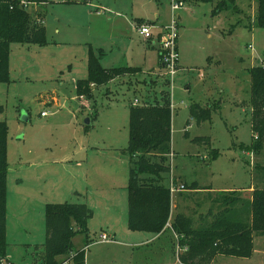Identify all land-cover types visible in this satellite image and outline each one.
I'll use <instances>...</instances> for the list:
<instances>
[{"label": "rangeland", "instance_id": "1", "mask_svg": "<svg viewBox=\"0 0 264 264\" xmlns=\"http://www.w3.org/2000/svg\"><path fill=\"white\" fill-rule=\"evenodd\" d=\"M75 1L50 5L47 21L60 18L62 22L59 29L49 30L47 45H11L10 83H0V121L7 126L11 264L41 263L45 206L64 203L86 204L93 212L88 233L78 234L72 241L74 251H84L85 264H178L181 252L170 228L159 239H151L150 233L135 242L125 238L129 232L122 189L128 184L129 107L135 98L141 103L147 94L158 100L162 91L168 93L174 109L171 153L166 162L169 173L163 175L166 186L173 179L178 185L197 184L214 192H228L226 195L235 192L247 204L253 189L264 187V152L250 151L253 141L248 108L249 70L264 62V29L254 24L256 0H234L219 13L214 11L222 0H186L175 13L182 20L177 22L178 69L172 80L163 70H157L150 80L137 78V84L134 78H130L132 85L122 82L130 81L127 78L120 79L96 90L91 87L90 100L77 97L75 92L81 79L83 44L90 41L95 49L106 48L103 66L120 67L121 56L116 49L108 52L106 40L109 35L122 37V27H128L122 24V14L125 19L132 14L150 21L158 16L166 28L171 23V0ZM97 4L120 16L113 29L104 13L88 12ZM38 8L32 5L28 11L37 12ZM86 17L93 25L88 36ZM41 21L36 17L37 24L42 25ZM144 25L154 24L138 26ZM56 30H60L59 35ZM58 42L63 44L55 46ZM119 43L121 48L122 40ZM142 78L147 85L140 82ZM167 78L168 86H164ZM150 82L154 85L149 86ZM193 105L205 110L210 107V119L199 124L191 119ZM42 112L46 116H41ZM76 162L82 166L76 167ZM170 194L171 202L173 198L179 203L176 212L171 207L172 216L209 220L223 207L216 205L221 200L218 193L186 189ZM11 219L20 225L15 226ZM101 234L113 240L103 243L99 241ZM260 239L264 241V237ZM127 243L130 245L123 246ZM240 261L224 257L214 264H242ZM61 264L72 262L69 259Z\"/></svg>", "mask_w": 264, "mask_h": 264}, {"label": "trees", "instance_id": "2", "mask_svg": "<svg viewBox=\"0 0 264 264\" xmlns=\"http://www.w3.org/2000/svg\"><path fill=\"white\" fill-rule=\"evenodd\" d=\"M183 1L186 3V0ZM200 1L209 3L213 0ZM233 1L222 0L214 13L221 12L227 3ZM22 2L26 3V7L21 5ZM47 3L48 0H0V83H10L11 45L42 47L48 44L45 27L36 22L40 14L34 10L28 11L29 6L40 7ZM254 18L255 26L264 29V0H256ZM102 56V53L89 49L87 77L76 82L77 97L90 100L96 89L125 78H134L137 84V78L143 76L140 69L132 67L104 69L100 65ZM248 75V108L253 141L250 151L259 154L264 152V69L253 67ZM145 80L142 78L140 82L146 84L148 81ZM168 81L167 78L163 85L168 86ZM122 82L132 85L131 80ZM150 85L154 83L150 82ZM159 95L161 99L157 100L154 99L156 96L150 99L147 94L141 103L135 98L139 105H133V100L129 107L127 229L156 235L166 227L170 228L181 249H178L181 252L178 255L180 264H214L217 257L250 259L254 238L264 237V187L253 189L247 204H243L235 192H231V195L220 193L221 200L216 205L223 207L209 220L200 217L197 221L181 214L172 216L171 194L163 179V175L169 173L166 162L171 153V109L168 93L162 91ZM211 112L210 107L205 110L193 105L189 109V116L199 124L209 120ZM6 139L7 126L0 121V264H11L7 259L6 238ZM187 185H183L185 190H211L200 188L197 184ZM239 203L242 205L234 208ZM44 215V255L40 264H61L69 259L72 264H85L84 251H74L72 241L78 234L88 233L92 210L86 204H49L45 206ZM60 258L65 259L60 262Z\"/></svg>", "mask_w": 264, "mask_h": 264}, {"label": "crops", "instance_id": "3", "mask_svg": "<svg viewBox=\"0 0 264 264\" xmlns=\"http://www.w3.org/2000/svg\"><path fill=\"white\" fill-rule=\"evenodd\" d=\"M91 2V0H89ZM88 1V2H89ZM80 2H83L86 4L85 0H81ZM57 3L63 4V5H68V4H76L77 1L73 0V2H69L68 0H60V1H54V0H49V2L47 4H44L42 6H40L38 9L39 11H37V13L40 14V18H41V22L43 24V26L45 27L46 30V36L48 38L49 34H50V29L55 30V29H59V26L61 24V20L60 18H54L53 20H51L49 22V19L47 21V13H48V9L50 7V5H55ZM92 7V6H90ZM99 9V10H98ZM109 9L107 7H103L100 4H97L95 6H93V10H89L88 12H97L102 14L104 13V18H107L106 23H113L112 25H109L110 28H114L115 25L117 23L120 22L121 19H119V15L117 12H106ZM71 14V13H69ZM67 16V18H69V15ZM131 15L132 18H128L125 19L124 17H126L124 14H122V24L126 23L128 25V27H122V37L119 36V38H115L113 35H109V37L106 40V44L110 45L109 47V53H112V49H116V51H118L120 57V63H122V66L120 67H132V68H137L140 69L141 74L143 76H146V78H148L149 80L151 79V76H155L157 75V70L162 71L161 67H160V59H159V51H160V32L163 31L162 28L164 26H162L158 20V16H156L157 20L154 21H150L148 19L142 18V16H137V17H133L132 14ZM182 18L181 17H177V22L181 21ZM66 21L65 24L67 26H70L71 24H73V19L72 21H70L71 24H67ZM154 24L155 29L152 30L153 36L152 39L149 41H145L143 40L138 34H137V27H139L138 25L140 24ZM157 23H159L161 26H157ZM80 24H84L82 22H80ZM51 27V28H50ZM93 25L91 23L90 17H86V22H85V28H87V36L89 35L91 29H92ZM158 29V30H157ZM157 31V32H155ZM56 34H60V30H56ZM96 38V37H95ZM93 38V39H95ZM179 38V36H178ZM116 39V40H114ZM48 40V39H47ZM122 40V46L120 48V43L119 41ZM55 43V42H54ZM65 43V42H64ZM62 42H58L55 44V46H59L62 45ZM67 44L72 45L70 42H68ZM95 43H90V41L85 42V44H83L85 49H82L83 51L81 52V59L79 60V76L81 77V79L79 80H84V78L87 76V56H88V51L89 49L91 50H95V52H100L102 53V58L100 60V65L102 66V68L104 69H113V66H109V67H104L103 66V61L106 60L107 58V51L105 50L106 48H98L95 49V47L93 48ZM178 39H177V53H178ZM122 49V51H121ZM122 52V55L120 54ZM127 56H130V58L128 59ZM122 60V61H121ZM118 68V67H116ZM177 69H178V61H177ZM189 128V127H188ZM76 167H81L82 164H80L79 162L75 163ZM178 179V178H177ZM180 181V179H179ZM182 182V181H180ZM184 183V182H183ZM187 184V183H186ZM123 192L126 193V205H127V192H126V187L122 189ZM205 192H211V193H228V192H214V190H208ZM26 199V198H25ZM27 201V199H26ZM213 203H216L213 202ZM9 204H10V198H9V194L7 192V199H6V238H7V244L9 242L8 237H9V226H8V210H9ZM178 202H174L173 198H172V202H171V207H172V212L175 211L178 207ZM88 207V206H87ZM15 214V212L13 213ZM11 223L16 225H20L17 224L16 221L14 219H11ZM127 225V224H126ZM21 231H23L24 234H28L27 230L25 228H20ZM128 230V229H127ZM170 230L169 228L164 229V231L161 234H152L153 236L151 237V239H159L161 235H163V233H165V231ZM15 231V230H14ZM171 231V230H170ZM129 232L128 234H126L125 238L128 239L129 241L132 240L133 242L137 241L138 238H141L140 236H146L148 237V235L146 233H139V232H130L129 230L127 231ZM174 239L176 238V236L174 235V233L171 231ZM109 236V235H107ZM110 237V236H109ZM145 237V238H146ZM111 238V237H110ZM112 239V238H111ZM143 239V238H142ZM113 240V239H112ZM9 245V244H8ZM130 245V243H127L126 245L124 244L123 246H128ZM131 254V253H130ZM218 258H224V257H217L216 260ZM7 259L10 260L11 262V255L9 252V249L7 248ZM233 259V258H230ZM215 260V261H216ZM236 260H241L240 262H242V264H264V241L262 239H260V237H258V240L256 241V238H254L253 240V254L251 256L250 259H236ZM178 264L179 261H178Z\"/></svg>", "mask_w": 264, "mask_h": 264}, {"label": "built area", "instance_id": "4", "mask_svg": "<svg viewBox=\"0 0 264 264\" xmlns=\"http://www.w3.org/2000/svg\"><path fill=\"white\" fill-rule=\"evenodd\" d=\"M89 1V0H87ZM183 0H171V23L168 27L162 28L163 31L160 32V67L165 72V76L172 80V77L175 74L178 53H177V39H178V23L176 12L179 11L184 6ZM21 5L26 7V3L22 2ZM155 29L154 25H144L137 27V34L145 41L152 39L153 33L152 30ZM261 67L264 69V62L261 63ZM138 101L134 100L133 105H137ZM170 109H174L173 104L170 105ZM41 116H46L45 112L41 113ZM168 188L170 193L182 192L185 190L183 185H175L173 179H170ZM112 239L109 236L101 234L99 236V241L105 243L111 241Z\"/></svg>", "mask_w": 264, "mask_h": 264}, {"label": "water", "instance_id": "5", "mask_svg": "<svg viewBox=\"0 0 264 264\" xmlns=\"http://www.w3.org/2000/svg\"><path fill=\"white\" fill-rule=\"evenodd\" d=\"M25 118V117H24ZM26 120V119H25ZM87 123H88V121H87Z\"/></svg>", "mask_w": 264, "mask_h": 264}]
</instances>
